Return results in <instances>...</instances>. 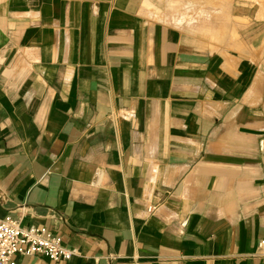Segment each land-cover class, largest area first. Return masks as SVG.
<instances>
[{
    "label": "crops",
    "instance_id": "crops-1",
    "mask_svg": "<svg viewBox=\"0 0 264 264\" xmlns=\"http://www.w3.org/2000/svg\"><path fill=\"white\" fill-rule=\"evenodd\" d=\"M79 252L17 264H264V0H0V219Z\"/></svg>",
    "mask_w": 264,
    "mask_h": 264
},
{
    "label": "built area",
    "instance_id": "built-area-1",
    "mask_svg": "<svg viewBox=\"0 0 264 264\" xmlns=\"http://www.w3.org/2000/svg\"><path fill=\"white\" fill-rule=\"evenodd\" d=\"M46 256L59 261H71L79 252L63 246L62 239L44 229L24 227L12 217L0 219V264H17L19 256Z\"/></svg>",
    "mask_w": 264,
    "mask_h": 264
}]
</instances>
